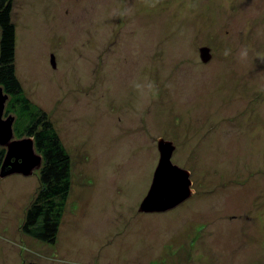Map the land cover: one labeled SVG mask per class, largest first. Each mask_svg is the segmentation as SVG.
Returning a JSON list of instances; mask_svg holds the SVG:
<instances>
[{
  "label": "rangeland",
  "instance_id": "1",
  "mask_svg": "<svg viewBox=\"0 0 264 264\" xmlns=\"http://www.w3.org/2000/svg\"><path fill=\"white\" fill-rule=\"evenodd\" d=\"M149 2L12 0L16 74L71 188L51 244L20 230L39 170L0 177V264H264V0ZM159 137L193 194L142 213Z\"/></svg>",
  "mask_w": 264,
  "mask_h": 264
},
{
  "label": "trees",
  "instance_id": "2",
  "mask_svg": "<svg viewBox=\"0 0 264 264\" xmlns=\"http://www.w3.org/2000/svg\"><path fill=\"white\" fill-rule=\"evenodd\" d=\"M11 11L12 0H0V86L8 95L4 111L5 115L15 117V137H32L35 151L42 157L39 187L24 210L20 230L36 240L54 244L71 188V160L46 112L25 95L17 77ZM4 154L5 150L0 147V166ZM35 262L26 264H42Z\"/></svg>",
  "mask_w": 264,
  "mask_h": 264
},
{
  "label": "water",
  "instance_id": "3",
  "mask_svg": "<svg viewBox=\"0 0 264 264\" xmlns=\"http://www.w3.org/2000/svg\"><path fill=\"white\" fill-rule=\"evenodd\" d=\"M211 57L209 47L199 48V58L202 62H208ZM50 63L52 66L55 65L53 54L50 56ZM7 99L8 95L0 86V146L5 148L0 166V177L13 173L27 176L40 168L42 157L35 151L32 137H15L14 115L4 116ZM156 148L158 151L157 164L148 191L138 207V211L142 213L168 211L189 199L193 194L189 171L171 161L175 150L174 143L159 137L156 141Z\"/></svg>",
  "mask_w": 264,
  "mask_h": 264
},
{
  "label": "clouds",
  "instance_id": "4",
  "mask_svg": "<svg viewBox=\"0 0 264 264\" xmlns=\"http://www.w3.org/2000/svg\"><path fill=\"white\" fill-rule=\"evenodd\" d=\"M159 3H160V0H150V2L147 3V6L151 7V8H155V7L158 6ZM193 7H195V5H193ZM223 54L225 56H228L230 54V50L226 49ZM247 55H248V49L247 48L242 49L241 52H240V58L242 60L246 59ZM258 58L261 59V60H264V55L258 54Z\"/></svg>",
  "mask_w": 264,
  "mask_h": 264
}]
</instances>
